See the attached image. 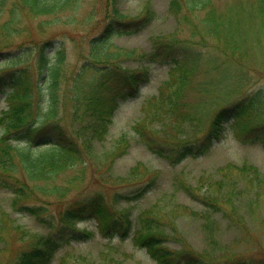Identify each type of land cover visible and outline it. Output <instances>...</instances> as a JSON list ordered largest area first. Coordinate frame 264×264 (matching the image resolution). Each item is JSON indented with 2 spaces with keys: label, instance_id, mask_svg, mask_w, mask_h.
<instances>
[{
  "label": "trees",
  "instance_id": "16d2710c",
  "mask_svg": "<svg viewBox=\"0 0 264 264\" xmlns=\"http://www.w3.org/2000/svg\"><path fill=\"white\" fill-rule=\"evenodd\" d=\"M252 1L220 13L213 0H168V11L174 18L177 16L178 21L191 24L190 37L199 30L212 38L213 44L199 49L193 41L160 40V36H154L148 52L132 56L134 49H119L112 38L136 33L147 26L155 17L150 2H144L138 14L125 17L116 6L117 0H104L106 24L89 41L91 57L85 59L80 55L79 65L69 70L63 44L57 45L49 38L29 37L31 41L14 46L12 37L20 30L17 21L21 16L39 17L36 27L45 33V25L48 28L52 22L58 23L57 14L66 9L75 10L79 0H0V21L4 8L10 5L9 19L0 23V66L3 68L0 96L6 105L0 110V186L19 198L34 192L64 195L72 181L83 175L85 168L78 165L90 160L94 142L104 138L119 104L138 96L140 88L149 80L145 68L126 71L120 64L127 59L169 67L165 84L142 106L140 123L144 124L139 126L138 122L135 126L136 133L157 156L174 164L188 156L204 155L222 138L227 121L241 142L260 143L264 147V83L254 87L257 81L254 79L264 77V0ZM195 12H204L197 24L190 20ZM86 70L94 76L84 78ZM112 81L117 89L110 101H106L103 93ZM194 88L211 90L215 96L197 104L189 103V93ZM226 94L233 96L221 98ZM66 105L69 118L65 115ZM188 107L193 113H188ZM177 111L192 117L195 128L210 117L199 139H179L175 146L148 137L144 132V127L152 129L155 124H171ZM73 166L76 173L67 183H57L59 176ZM230 166L245 174L244 180H264V174L253 164ZM181 187L186 194L197 195L191 185L183 183ZM119 198L128 199V195L118 193L109 200L96 192L75 201L63 210V221L56 230L59 239L52 235L37 240L14 264H51L63 243L86 240L94 235L72 227L70 219L96 220L103 236L130 238L158 264H210L204 255L184 243L178 250L166 246V234L157 215L138 211L133 216L128 209H114ZM203 201L208 206L220 205L212 195L203 196ZM20 209L31 214L37 211L28 204ZM216 211L229 218L224 208H209L206 219ZM172 229L176 231L175 224ZM237 262L263 264L248 263L245 259Z\"/></svg>",
  "mask_w": 264,
  "mask_h": 264
},
{
  "label": "rangeland",
  "instance_id": "374dc122",
  "mask_svg": "<svg viewBox=\"0 0 264 264\" xmlns=\"http://www.w3.org/2000/svg\"><path fill=\"white\" fill-rule=\"evenodd\" d=\"M147 1L154 11V19L136 33L115 35L112 42L119 49H134L132 56H137L141 51L148 52L154 36H160V40L193 41L199 49L213 44L212 38L205 37L199 30L190 37L191 24L178 21L177 16L174 18L168 11V0H117L116 6L125 17H130L138 14ZM213 1L221 13L252 0ZM76 5L75 10L66 9L58 13L59 22H52L48 28L45 25V33H40L36 27L39 17L21 16L17 21L20 30L12 37L14 46L22 41H31L29 37L34 40L49 38L57 45L63 44L67 67L75 70L81 62L80 55L85 59L91 57L89 41L101 32L107 19L104 0H79ZM9 7L7 4L4 8L0 23L9 19ZM202 13L190 15L191 22L199 23ZM49 18L43 17V20ZM120 65L128 72L145 68L149 80L140 88L138 96L119 104L104 138L94 142L90 160L78 165L85 168L83 175L72 181L68 191L61 196H58V192H34L28 197L19 198L0 186V264H14L37 240L52 235L58 240L56 230L63 221V210L96 192L109 200L118 193L128 195V199L119 198L114 203V209L118 211L128 209L133 216L138 211L157 215L166 234L165 245L171 249L178 250L184 243L196 253L204 255L210 264H238L240 259L264 264V180H244L245 174H239L238 168L230 166L253 164L264 174V147L260 143L241 142L227 121L224 135L206 154L188 156L174 164L157 156L136 133L135 126L138 122L139 126L144 124L140 123L142 106L165 84L169 67L153 62L140 63L135 59H127ZM93 76L90 70L84 73V78ZM254 80H257L254 87L264 83V77ZM116 89L117 85L112 81L103 98L110 101ZM214 96L215 92L211 90L205 92L194 88L190 90L189 103L208 101ZM232 96L226 94L221 98ZM4 106L5 102L0 100V108ZM65 109V115L69 118V106L66 105ZM187 110L193 113V109L188 107ZM172 119L171 124H155L152 129L144 127V132L148 133V137L177 146L179 139H199L210 122V117L204 118V122L195 128L193 118L180 111L175 112ZM176 122H179L178 126ZM135 166L136 169L132 170ZM76 170L73 166L62 173L57 183L66 184ZM183 183L191 185L197 195L186 194L181 187ZM206 195H212L220 205L208 206L203 201ZM23 204L35 206L36 213L20 209ZM209 208H224L229 218L216 211L206 219ZM210 221L213 223L207 225ZM69 224L94 235L86 240L63 243L51 264H58L59 261L65 264H158L144 248L134 245L130 238L120 240L117 236H103L94 219H70Z\"/></svg>",
  "mask_w": 264,
  "mask_h": 264
}]
</instances>
